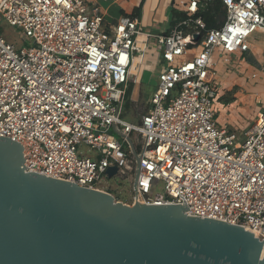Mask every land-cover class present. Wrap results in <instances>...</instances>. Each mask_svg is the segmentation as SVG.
Here are the masks:
<instances>
[{
    "label": "built area",
    "instance_id": "built-area-1",
    "mask_svg": "<svg viewBox=\"0 0 264 264\" xmlns=\"http://www.w3.org/2000/svg\"><path fill=\"white\" fill-rule=\"evenodd\" d=\"M219 1L218 26L207 29L188 0L184 18L152 35L131 16L108 29L88 0H0V137L22 144L24 171L107 193L125 183L124 204L179 205L264 244V103L241 133L218 126L210 65L215 48L248 49L264 0ZM4 24L21 40L3 36ZM142 35L154 36L162 68L135 123L122 108Z\"/></svg>",
    "mask_w": 264,
    "mask_h": 264
},
{
    "label": "water",
    "instance_id": "water-1",
    "mask_svg": "<svg viewBox=\"0 0 264 264\" xmlns=\"http://www.w3.org/2000/svg\"><path fill=\"white\" fill-rule=\"evenodd\" d=\"M21 145L0 137V264H264L240 226L25 172Z\"/></svg>",
    "mask_w": 264,
    "mask_h": 264
},
{
    "label": "crops",
    "instance_id": "crops-1",
    "mask_svg": "<svg viewBox=\"0 0 264 264\" xmlns=\"http://www.w3.org/2000/svg\"><path fill=\"white\" fill-rule=\"evenodd\" d=\"M88 1L90 5L98 7L102 12L104 25L108 29H111L121 16H131L137 18L144 32L154 35L165 34L173 28L181 17L179 14L184 13L183 3L188 0ZM197 13L207 17L213 16L219 24L225 18V10L219 0H197ZM136 43L138 50L134 58V65L137 62L138 68L136 73L132 71V75L133 77L136 75L135 79L139 85H144V75H148L147 72L158 74L162 68V60L160 54L157 53L154 36H139ZM230 55L231 63L228 64L223 60L224 57L229 58L228 54L215 48L210 58L211 68L215 72L213 81L217 87L214 107L216 105L217 109H220L224 123H219L217 118L215 122L221 128L239 134L252 123L255 114L248 120L249 125L241 130L235 131L225 126L238 125L237 120H243L242 117H238V109L244 106L246 99H250L249 96L246 97L248 93L246 87L250 85L251 88H255L259 83L264 84V28L256 29L249 36L248 49L245 52L235 51ZM155 85L148 86L151 89L149 96ZM251 95L260 100L256 91ZM216 98L219 102L215 104Z\"/></svg>",
    "mask_w": 264,
    "mask_h": 264
},
{
    "label": "rangeland",
    "instance_id": "rangeland-1",
    "mask_svg": "<svg viewBox=\"0 0 264 264\" xmlns=\"http://www.w3.org/2000/svg\"><path fill=\"white\" fill-rule=\"evenodd\" d=\"M2 32L3 36H6L8 39H14L17 41H20L21 36V30L17 27L10 26L9 24H4L2 26ZM22 45L27 46L28 42H23ZM158 53V52H157ZM224 54H227L224 52ZM228 56L231 60V55L228 53ZM137 61V60H136ZM138 68V63L136 62L133 66V73H136ZM148 75H144V85L140 84L136 81L135 76L130 79L131 85V93L124 98L123 102V115L127 120H130L132 122L137 123L140 116L148 109V98L150 93V87L148 86H154L157 81L158 74L154 73L151 74L147 72ZM128 84V86H129ZM247 89V95L250 97V99H246V102L242 108L238 109V117H242L243 120L238 121V125L229 126L226 125L225 127L228 129H232L235 131L241 130L242 128H245L249 125L248 120L250 117L254 116L255 112L260 108V106L264 103V84L259 83L258 86L255 88H251L250 85L246 87ZM256 91L259 96L260 100H257L255 96H252L251 94ZM218 98V97H217ZM216 98L215 104L218 103V99ZM218 106L215 105L214 111H215V118L218 119L219 123H224L220 109H217ZM237 115V114H236ZM87 146L85 145H79L78 149L82 152H86ZM87 153V152H86ZM108 193L114 197V199L118 202H124L128 204L129 199V189L128 186L125 183H119V182H109L108 183ZM129 205L133 207L130 203Z\"/></svg>",
    "mask_w": 264,
    "mask_h": 264
},
{
    "label": "trees",
    "instance_id": "trees-1",
    "mask_svg": "<svg viewBox=\"0 0 264 264\" xmlns=\"http://www.w3.org/2000/svg\"><path fill=\"white\" fill-rule=\"evenodd\" d=\"M136 12H137V10H136ZM198 15H200L204 19L207 29L212 28V27H216L219 24V23L216 22V20H215V18L213 16L207 17L204 14L202 15V14H199V13H198ZM179 16H181L180 19H182V18L185 17V13H180ZM131 85H132V83H130L128 88H127V92H126L127 96L131 93V90H130L131 89Z\"/></svg>",
    "mask_w": 264,
    "mask_h": 264
},
{
    "label": "bare ground",
    "instance_id": "bare-ground-1",
    "mask_svg": "<svg viewBox=\"0 0 264 264\" xmlns=\"http://www.w3.org/2000/svg\"><path fill=\"white\" fill-rule=\"evenodd\" d=\"M249 231V230H248ZM249 232H251L252 234H254L256 237H258V235L256 234V233H254V232H252V231H249ZM262 254H264V244H263V248H262V253H261V255Z\"/></svg>",
    "mask_w": 264,
    "mask_h": 264
}]
</instances>
